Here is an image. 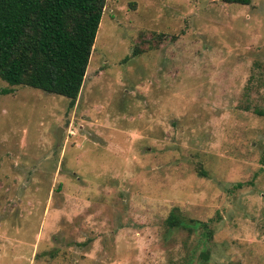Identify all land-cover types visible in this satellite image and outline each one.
I'll return each instance as SVG.
<instances>
[{
	"label": "rangeland",
	"instance_id": "374dc122",
	"mask_svg": "<svg viewBox=\"0 0 264 264\" xmlns=\"http://www.w3.org/2000/svg\"><path fill=\"white\" fill-rule=\"evenodd\" d=\"M262 81L264 0H105L72 105L0 79V264H264Z\"/></svg>",
	"mask_w": 264,
	"mask_h": 264
},
{
	"label": "trees",
	"instance_id": "16d2710c",
	"mask_svg": "<svg viewBox=\"0 0 264 264\" xmlns=\"http://www.w3.org/2000/svg\"><path fill=\"white\" fill-rule=\"evenodd\" d=\"M221 1L248 4L250 0ZM104 2L0 0V79L10 86L24 85L63 96L72 105ZM253 112L264 116V109L254 108ZM165 223L169 227L183 225L173 212Z\"/></svg>",
	"mask_w": 264,
	"mask_h": 264
},
{
	"label": "water",
	"instance_id": "95a60500",
	"mask_svg": "<svg viewBox=\"0 0 264 264\" xmlns=\"http://www.w3.org/2000/svg\"><path fill=\"white\" fill-rule=\"evenodd\" d=\"M58 137H59V131L57 130L56 132V140L58 141Z\"/></svg>",
	"mask_w": 264,
	"mask_h": 264
}]
</instances>
